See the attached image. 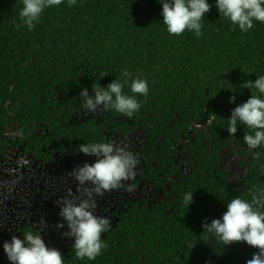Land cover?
Segmentation results:
<instances>
[{"label": "flooded vegetation", "instance_id": "obj_1", "mask_svg": "<svg viewBox=\"0 0 264 264\" xmlns=\"http://www.w3.org/2000/svg\"><path fill=\"white\" fill-rule=\"evenodd\" d=\"M33 73L32 81L19 69L0 74V244L43 230L46 245L63 253L64 264H124L129 255L143 261L146 251L152 256L164 248L198 264L196 251L221 248L203 232L205 220L221 217L231 199L250 201L264 189V146L248 150L243 138L252 130L244 125L228 134V116L210 115L184 100L172 105V99L153 98L151 86L147 97L137 96L141 107L131 118L115 110L89 113L81 90L94 95L97 86L109 84L107 78L79 85L87 78L85 68L62 91L53 80L43 83L45 70ZM123 92L131 95L130 86ZM92 142L133 152L139 160L134 180L103 196L79 185L71 171L94 160L78 152L82 143ZM85 188L95 199V214L111 221L102 234L106 247L95 260H77L72 241L61 235L67 229L57 226V205L65 199L78 203L86 198ZM185 192H194L189 207L182 201ZM0 264H8L2 248Z\"/></svg>", "mask_w": 264, "mask_h": 264}, {"label": "trees", "instance_id": "obj_2", "mask_svg": "<svg viewBox=\"0 0 264 264\" xmlns=\"http://www.w3.org/2000/svg\"><path fill=\"white\" fill-rule=\"evenodd\" d=\"M209 3L213 7L198 37L188 31L169 35L158 0H78L71 7L65 0L45 9L32 30L22 26L21 0H0V74L7 77L10 68L19 69L32 81L33 72L39 76L42 69L47 73L43 83L53 80L65 91L67 79L85 68L87 78L78 81L83 86L96 83L97 76L109 83L123 80L127 70L148 82L153 98L172 99V105L184 100L207 108L210 115L230 117L256 91L243 83L264 75V24L254 22L253 29L242 33L219 15L214 0ZM233 95L234 104L229 103ZM173 252L164 248L152 256L146 251L143 261L130 255L123 259L124 264H188ZM256 252L244 242H221V248L209 247L195 256L198 264H246ZM178 254L186 253L179 249Z\"/></svg>", "mask_w": 264, "mask_h": 264}, {"label": "clouds", "instance_id": "obj_3", "mask_svg": "<svg viewBox=\"0 0 264 264\" xmlns=\"http://www.w3.org/2000/svg\"><path fill=\"white\" fill-rule=\"evenodd\" d=\"M23 8L19 13L22 26L32 30L41 19L45 9L59 6L65 0H21ZM78 0H67L68 5L75 6ZM162 6L160 13L166 31L172 36H181L185 31L202 35V20L213 7L209 0H158ZM219 15L230 21L233 28L248 33L254 22L264 24V0H214ZM107 75V74H105ZM123 80L115 78L107 86H97L89 94L83 88L80 99L83 108L89 113L115 110L128 118L134 116L141 107L137 96L147 97L148 82L125 70ZM130 81V84H129ZM125 85L130 86L131 95L125 94ZM243 88L252 90L250 98L232 111L227 121V132L235 135L239 126L244 125L252 134L244 136L248 150L264 146V75H257L255 81L248 80ZM236 96L229 99L234 104ZM214 119V117H212ZM211 121H209L210 123ZM22 136L23 131L15 133ZM78 152L94 160L74 167L71 175L81 186H91L97 196H103L120 187L122 182L134 180L139 160L128 149L111 142L82 143ZM86 198L65 199L57 205L60 222L58 227L67 229L62 237L72 241L77 260H95L106 247L102 234L110 230L111 221L95 214V199L85 188ZM193 193L185 192L182 201L189 207L193 203ZM227 210L221 217L205 220L203 232L210 234L224 246L244 242L257 249L246 264H264V189H258L251 200L240 197L231 199L226 204ZM40 232L28 231L22 237L13 235L10 240L0 244L8 264H64L63 253L46 245Z\"/></svg>", "mask_w": 264, "mask_h": 264}]
</instances>
